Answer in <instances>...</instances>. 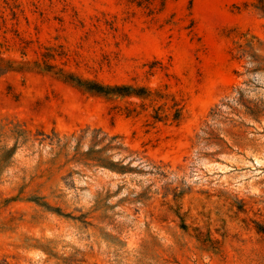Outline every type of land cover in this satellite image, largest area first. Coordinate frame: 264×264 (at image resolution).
I'll return each instance as SVG.
<instances>
[{
  "label": "rangeland",
  "instance_id": "rangeland-1",
  "mask_svg": "<svg viewBox=\"0 0 264 264\" xmlns=\"http://www.w3.org/2000/svg\"><path fill=\"white\" fill-rule=\"evenodd\" d=\"M255 4L0 0V57L167 87L185 112L154 124L125 114L137 100L0 74V264H264Z\"/></svg>",
  "mask_w": 264,
  "mask_h": 264
},
{
  "label": "trees",
  "instance_id": "trees-1",
  "mask_svg": "<svg viewBox=\"0 0 264 264\" xmlns=\"http://www.w3.org/2000/svg\"><path fill=\"white\" fill-rule=\"evenodd\" d=\"M254 7L264 13V0H256ZM55 60L56 56L50 53L44 54L40 61L33 63H18L0 57V74L9 72L50 74L67 85L86 94L103 98L108 102L116 100L139 101V103H128V106L131 107L125 110V114L128 117H139L142 113L149 112V118L154 124L171 123L178 125L184 120L185 112L182 102L167 87L165 89H153L148 86L133 84H106L97 80L84 78L74 72L66 71L55 65ZM259 229L264 233V229Z\"/></svg>",
  "mask_w": 264,
  "mask_h": 264
}]
</instances>
